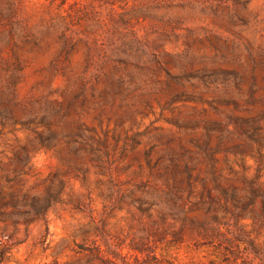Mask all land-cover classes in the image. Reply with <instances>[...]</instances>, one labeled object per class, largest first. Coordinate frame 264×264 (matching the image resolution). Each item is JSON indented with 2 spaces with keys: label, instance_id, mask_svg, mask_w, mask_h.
I'll return each mask as SVG.
<instances>
[{
  "label": "rangeland",
  "instance_id": "1",
  "mask_svg": "<svg viewBox=\"0 0 264 264\" xmlns=\"http://www.w3.org/2000/svg\"><path fill=\"white\" fill-rule=\"evenodd\" d=\"M213 175L264 193V0H0V264H261V197L190 208Z\"/></svg>",
  "mask_w": 264,
  "mask_h": 264
},
{
  "label": "trees",
  "instance_id": "2",
  "mask_svg": "<svg viewBox=\"0 0 264 264\" xmlns=\"http://www.w3.org/2000/svg\"><path fill=\"white\" fill-rule=\"evenodd\" d=\"M175 166H176L175 162H170V164L167 165L164 168V170L161 172V177L163 179L162 181L166 187L165 200L167 202H172L173 205L170 213L174 216L183 211L182 207L176 208L174 206L175 202L178 200L186 202L188 201V199H190V197L193 194L194 181H195V178L193 177L191 172L192 168L189 167L187 163H185L183 171H181V173L183 172L186 175L185 186H183L182 177L179 174V170ZM213 181L216 183L215 188L219 194L217 196H214L209 188L203 186V191H201V193L199 194L197 201H193L190 203V208L206 207L205 209L209 210L211 206L215 204H220L226 213H229L233 218L237 219L238 217L247 213L252 208L253 203L257 197L262 198V202L264 205V193L259 191L257 187L249 185V189H250L249 195L242 196L236 186L234 185L224 186L222 184H219L220 182L218 180V176L213 175ZM146 185L147 184L145 183L140 184L141 187H144ZM18 202L19 201L17 200V197L13 195L11 196L10 199L4 201V193L2 189H0V218L7 213L8 206L15 207L18 204ZM135 202L138 203L139 205L138 207L142 211L148 210L149 206L146 204L149 205L152 204V202H148L143 197L137 198ZM47 203L48 201H45L43 203L34 201L33 203H31V205L33 207H36V210H39V209H43L47 205ZM21 213L29 214V211H24ZM246 243L257 253L256 257L259 258L260 263L264 264V250L262 252L258 247H255L253 240L251 239H248ZM244 249L246 250L245 247ZM225 252L227 253V258L229 257L236 259L241 258V264H246L244 262L245 261L244 258L241 256V253L239 252V250H237V246L232 249L230 247H225ZM238 253H240L239 256H237ZM1 255L2 252L0 254V257ZM93 257L98 259L103 264H106V262L108 261V259L101 254L94 255Z\"/></svg>",
  "mask_w": 264,
  "mask_h": 264
}]
</instances>
